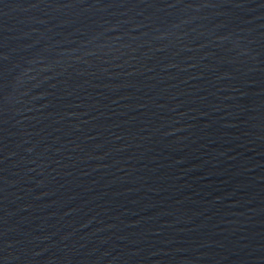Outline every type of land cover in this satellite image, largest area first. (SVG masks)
Here are the masks:
<instances>
[{"label": "water", "instance_id": "obj_1", "mask_svg": "<svg viewBox=\"0 0 264 264\" xmlns=\"http://www.w3.org/2000/svg\"><path fill=\"white\" fill-rule=\"evenodd\" d=\"M0 264H264V0H0Z\"/></svg>", "mask_w": 264, "mask_h": 264}]
</instances>
